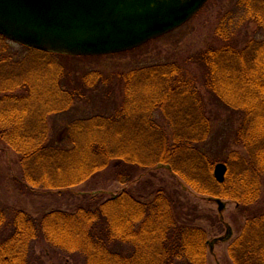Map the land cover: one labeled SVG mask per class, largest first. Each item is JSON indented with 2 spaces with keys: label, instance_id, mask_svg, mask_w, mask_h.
<instances>
[{
  "label": "trees",
  "instance_id": "obj_1",
  "mask_svg": "<svg viewBox=\"0 0 264 264\" xmlns=\"http://www.w3.org/2000/svg\"><path fill=\"white\" fill-rule=\"evenodd\" d=\"M241 3L260 40L241 46L243 23L234 29L227 17L217 46L129 71L109 113L71 119L60 138L48 117L85 94L49 68L64 54L21 45L19 58L0 35V140L17 154L19 188L53 192L107 167L123 181L130 170L165 166L194 192L234 201L244 222L228 246L232 264H264V0ZM216 110L228 115L220 148L236 147L224 154L209 142ZM217 162L227 166L222 182ZM181 205L163 187L147 201L125 189L94 207L35 216L0 198V264H45L37 246L54 264H208L207 232L179 219Z\"/></svg>",
  "mask_w": 264,
  "mask_h": 264
},
{
  "label": "rangeland",
  "instance_id": "obj_2",
  "mask_svg": "<svg viewBox=\"0 0 264 264\" xmlns=\"http://www.w3.org/2000/svg\"><path fill=\"white\" fill-rule=\"evenodd\" d=\"M245 10L241 0H208L199 12L177 29L134 49L98 56H53L55 61L53 60V64L49 61L52 64L49 68L60 76L59 81L85 94L68 113L48 117L51 136L62 137L66 124L73 118L94 112L109 113L117 99V93L124 89L123 81L129 71L155 63L179 64L209 46H217L221 41L216 35L220 24L231 29L228 27L230 23L227 17L234 16V29L243 23L239 26L242 34L237 32L238 37L240 34L244 37L241 46L250 40H260L262 32L243 19ZM26 51L18 43H8L7 52H17L18 57L23 56ZM212 118L210 144L215 145L219 153L223 154L224 151L236 149L233 146L226 147L225 150L220 148L223 125L227 124V113L216 110L213 111ZM128 172V180L125 176L126 179L122 181L113 175L114 170L111 167H107L89 180L70 188L53 192L22 190L14 181L21 173L17 154L0 140V198L5 205L35 216L53 208L72 211L80 203L94 207L98 202L125 189L132 191L139 200L147 201L152 198L155 190L163 187L180 200L182 205L179 219L184 223L203 227L209 241L223 236L227 225L231 227L232 235L229 239L216 241L212 250L207 244V263L232 264L227 252L228 246L239 234L244 222V217L238 213L234 201L222 199L225 207L219 211L214 198L194 192L165 166ZM216 218L222 221L218 223ZM36 253L45 264H54V259L47 258L38 246Z\"/></svg>",
  "mask_w": 264,
  "mask_h": 264
},
{
  "label": "water",
  "instance_id": "obj_3",
  "mask_svg": "<svg viewBox=\"0 0 264 264\" xmlns=\"http://www.w3.org/2000/svg\"><path fill=\"white\" fill-rule=\"evenodd\" d=\"M208 0H0V35L35 49L74 56L134 49L186 23ZM227 166H214L222 182ZM218 210L225 204L215 199ZM226 233L209 242L225 241Z\"/></svg>",
  "mask_w": 264,
  "mask_h": 264
}]
</instances>
